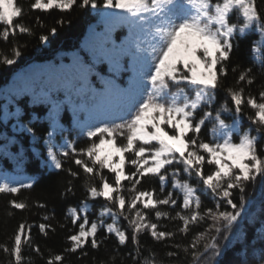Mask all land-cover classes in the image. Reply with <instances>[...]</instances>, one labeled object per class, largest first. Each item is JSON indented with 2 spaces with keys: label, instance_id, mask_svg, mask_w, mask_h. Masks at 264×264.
<instances>
[{
  "label": "snow or ice",
  "instance_id": "snow-or-ice-1",
  "mask_svg": "<svg viewBox=\"0 0 264 264\" xmlns=\"http://www.w3.org/2000/svg\"><path fill=\"white\" fill-rule=\"evenodd\" d=\"M261 2L264 0H33L29 6L33 11L57 9L64 13L74 6L97 11L104 31L97 33L93 29L97 43L88 46L89 51L97 60L108 61L114 72L121 70V61L126 57L131 59L133 69L127 87L121 88L113 79H104V90L92 93L94 104L88 110V118L77 122L82 136L87 138L85 147L78 148L75 141L66 138L63 143H56L58 133L63 132L56 121V111L51 131L44 137L48 151L47 160L42 163L79 178V171L63 168L64 161H70L83 170L89 181H98L86 182V199L77 206L70 205L66 211L73 225L81 219L83 222L75 234L67 237L70 247L65 252H83L89 244L98 249L102 241L97 239V234L101 229L115 234L119 244L126 245L129 235L118 226L123 217L131 229L134 253L128 255L134 264H163L150 249L146 256L142 255L139 239L144 232L157 242L175 236L174 232L159 230L158 224L148 219L149 213L154 212L157 220L182 221L183 227L178 231L185 234L190 225L211 221L188 245L171 244L177 251L167 252V257L179 258L183 251L185 257L191 256V264H202V257L209 251L212 257L222 254L217 240L222 232L227 240V233L237 225L245 208L247 185L258 177L264 183V147H261L264 84L258 97L248 91L257 81L253 67L239 70L232 86L223 84L237 37L259 35L258 40L251 41L250 52L253 63H258L264 72ZM23 15L19 0H0V42L9 45L7 54L0 53V64L15 65L26 47L18 37L36 35L33 27L17 22ZM65 23L63 17L56 21L60 26ZM35 26L44 27L39 16ZM121 26L128 28L129 35L126 41L116 44L111 33ZM56 35L57 27L53 26L46 34H39L38 40L48 44ZM76 63L80 79L86 82L93 65L87 63V56L84 60L77 58ZM231 71L236 73L237 66ZM221 88L228 99L215 108L217 91ZM83 91L82 86L80 92ZM245 106L254 115L245 113ZM245 117L250 122L247 128L242 126ZM24 128L33 139H39L27 123ZM165 129H170L171 134ZM126 166H129L127 172ZM206 166L212 170L206 173ZM105 169L112 174L111 178ZM149 178L158 180V190L143 189L142 181ZM193 178L195 184L190 183ZM124 181L128 182L127 187ZM32 186L4 182L0 183V193L16 194L21 188ZM235 191L239 192V205L234 202ZM70 193L74 194L71 181L61 195ZM206 195L213 198L215 206L201 211L202 197ZM98 199L104 203L96 220L89 223V201ZM178 201L182 203L178 205ZM10 204L20 210L27 207L26 203L15 200ZM162 206L172 210L179 206L181 211L172 216L162 211ZM229 207L232 211L227 210ZM106 217L112 220L111 224H105ZM43 219L47 221L49 217ZM32 228L33 225L22 222L11 246L0 244V250L10 258L8 264H32L31 256L26 258L23 252L25 246L42 257L40 247L32 241ZM38 230L47 236L55 228L41 223ZM261 239L264 240V233ZM63 260L64 256L57 254L50 256L46 264H63ZM261 260L264 264V252Z\"/></svg>",
  "mask_w": 264,
  "mask_h": 264
},
{
  "label": "trees",
  "instance_id": "trees-1",
  "mask_svg": "<svg viewBox=\"0 0 264 264\" xmlns=\"http://www.w3.org/2000/svg\"><path fill=\"white\" fill-rule=\"evenodd\" d=\"M32 2L33 0H19L24 8V15L17 22L33 27L36 35L18 37L19 42L26 47L23 50V56L15 65L0 64V183L8 182L12 186L31 183L33 186L21 188L16 194L0 193V244L7 243L11 246L12 237L19 224L26 222L33 225L32 241L40 247L43 254L42 257L38 256L25 246L23 252L26 258L31 256L32 264H46L50 256L57 254L64 256L63 264H134L131 256L128 255L129 252L134 253V245L130 239L131 229L128 228V222L123 217H120L118 226L129 235L126 245H120L115 234H107L101 229L97 234V239L102 241L98 249H93L89 244L85 246L83 252L80 250L76 253L65 252V249L70 247L67 237L75 234L79 230V223L83 222L81 219L73 225L66 217V211L70 205L77 206L80 201L86 199V182L98 183V181H89L83 170L70 161H64L63 168L71 167L73 171H79V178H72L66 171L56 170L42 163L47 160L48 149L44 143V137L48 131H51L54 111L58 112L56 121L63 129L62 133H58L56 143H63L66 138L75 141L78 148L85 147L87 138L82 136L77 122L87 119L88 110L94 104L92 93L104 90V80L100 75L113 79L117 85L127 84L130 78L131 59L124 58L121 61V70L114 72L108 61L101 62L93 58L88 47L90 45L83 41L91 30L103 28L97 11L90 8L80 9L75 6L70 12L64 13L57 9L49 12L33 11L29 7ZM260 9L264 11V2L260 3ZM37 16L44 24L43 28L35 26ZM61 17L66 21L63 26L56 24ZM53 26L57 27V35L50 39V43L41 44L38 40L39 34H46ZM113 38L116 43L121 41L117 32L114 33ZM258 39V34L250 37H237L229 63L228 76L223 81L225 87L234 84L239 70L253 67V74L257 76V81L248 91L258 97L261 85L264 84V72L261 71L258 63H253L250 52L251 41ZM8 48L9 45L0 42V53L7 54ZM85 56H87V63L93 65L86 82L80 79L76 63L77 58L84 60ZM233 66H237L236 73L231 71ZM70 67H73L76 73L71 75L69 80H62L59 72ZM82 86L83 93L80 92ZM225 99H228L227 93L221 88L217 91L214 107L219 108ZM55 105H59L58 109L54 108ZM229 106H231L230 99ZM244 111L248 115H254V111L247 106ZM225 116L228 117V114ZM29 121L31 122L28 123ZM228 122L231 123L230 117H228ZM26 123L39 139H33L31 133L25 130L24 124ZM249 123L245 117L242 126L247 128ZM166 130L171 133L170 129ZM261 147H264V143ZM125 170L127 172L129 166H126ZM211 170L206 166V173ZM104 172L111 178V173H108L106 169ZM182 178L187 177L182 176ZM69 181H71L74 194L62 196L61 193ZM123 183L127 187L128 182ZM190 183L195 184L196 179L193 178ZM137 187L140 188L141 185ZM142 187L148 190L153 188L158 190V180L149 178L142 181ZM125 195L129 194L125 193ZM244 196L245 206L248 204L247 210L241 214L232 231L227 233L228 239H223L225 233L222 232L217 240V243L221 245L222 254L212 257L209 251L205 257H202V264H262L264 183H261L259 177L255 182L247 185ZM13 200L24 202L27 207L23 210L15 209L10 204ZM202 201L201 211L215 206L210 195L203 196ZM234 202L239 205L238 191L234 192ZM103 203L102 199L95 202L89 201V223L96 220ZM181 203L182 201H178V205ZM38 204H44L46 207H38ZM161 210L168 211L175 216L181 208L177 206L175 210H172L167 206H162ZM227 210L232 211L230 207ZM44 216H48L49 219L45 221ZM148 219L157 223L159 230L175 233L173 238L164 242L153 240L148 232L139 236L142 255L146 256L147 250L150 249L156 253L157 260L162 261L163 264H191V256L185 257L183 251H180L179 258H169L166 253L177 251L170 247L171 244L188 245L197 233L203 232L211 223L210 220H205L202 223L190 225L188 233L185 234L178 231L183 227V222L179 219L160 218L157 220L154 212L149 213ZM41 223L50 224L55 231L49 230L47 236L43 235L38 230ZM111 223L112 220L106 217L105 224ZM84 252L87 254H83ZM9 259V256L0 250V264H8Z\"/></svg>",
  "mask_w": 264,
  "mask_h": 264
},
{
  "label": "rangeland",
  "instance_id": "rangeland-1",
  "mask_svg": "<svg viewBox=\"0 0 264 264\" xmlns=\"http://www.w3.org/2000/svg\"><path fill=\"white\" fill-rule=\"evenodd\" d=\"M103 32V31H102ZM102 32H97V33H102ZM89 37L91 38H93L94 39V42H93V44H96L97 43V39H96V37L94 36V33H91L90 35H89ZM127 40V39H126ZM166 130V129H165ZM171 134V133H170Z\"/></svg>",
  "mask_w": 264,
  "mask_h": 264
}]
</instances>
